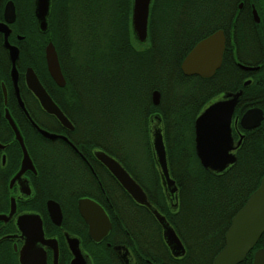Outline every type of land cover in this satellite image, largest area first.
<instances>
[{
    "label": "trees",
    "instance_id": "trees-1",
    "mask_svg": "<svg viewBox=\"0 0 264 264\" xmlns=\"http://www.w3.org/2000/svg\"><path fill=\"white\" fill-rule=\"evenodd\" d=\"M202 0H153L148 18V41L140 43L131 27V0H52L48 30L38 34L41 81L54 88L53 97L75 124L76 140L88 151L99 147L114 156L142 186L156 206L174 225L187 247L180 261L167 254L159 229L149 213L132 205L133 226L138 246L148 264H210L222 246L223 233L234 213L257 187L264 174V146L257 153L240 149L236 163L222 175H212L194 153L193 119L203 103L221 90L240 88L238 77L211 86L223 65L211 79L185 76L180 62L189 49L218 25L204 9ZM75 39L69 80L65 74L64 39ZM50 38L59 54L61 71L67 83L60 88L48 76L43 48ZM264 80V78L262 79ZM261 79L245 89L252 95ZM63 90H70L68 102ZM160 93L157 105L152 91ZM255 97L248 102L255 104ZM158 114L170 176L178 186V206L170 210L155 167L147 119ZM39 142H44L39 138ZM141 142V146H140ZM41 149H46L45 145ZM262 146V147H260ZM141 147V148H140ZM64 147H57L62 151ZM140 148V150H139ZM40 149V148H39ZM149 168L140 172V154ZM157 166V164H156ZM97 248V247H95ZM98 249V248H97ZM96 264H116L105 246L99 248ZM140 264H147L141 261Z\"/></svg>",
    "mask_w": 264,
    "mask_h": 264
},
{
    "label": "flooded vegetation",
    "instance_id": "flooded-vegetation-1",
    "mask_svg": "<svg viewBox=\"0 0 264 264\" xmlns=\"http://www.w3.org/2000/svg\"><path fill=\"white\" fill-rule=\"evenodd\" d=\"M152 1L150 0L149 10ZM201 3L203 4L202 7L209 13V21H213L216 14H218L217 19L219 22L212 33L217 30H221L223 33L224 49L220 66L223 65L224 54L226 53L224 66L216 78H213L216 71L210 77L184 75L205 79L213 78L209 81L211 86L220 85L222 84L221 81L225 83L227 79H233L234 77L241 79L240 88L235 91H218L207 99L203 105L222 92L242 90V94L233 108L230 123L233 141L236 142L240 136H243L235 154L236 160L240 149L252 154L257 153L260 156L261 151L258 150V143L264 146V80H262L264 78V0H202ZM51 7L52 0L49 15L51 14ZM254 12L258 18L257 21L254 18ZM7 17H11V20L8 21ZM39 33L37 19L34 15V0H0V264H23L20 260L21 250L23 251L24 264H86V260L90 264H96L95 259H101L99 248L102 245L112 253L116 264H140L141 261L148 264L150 260L148 257L141 255L145 250L138 246L133 226L130 224L134 218V209L131 204L134 206L135 203L94 157L93 151L95 149L104 150L99 147H92L90 150L85 151L80 147L78 141L81 142V140L78 139L77 141L75 138V124L54 99L52 93L54 88L48 87L47 81H41L39 78ZM147 41L148 22L147 38L143 43ZM49 42L52 43L55 49L60 71L61 66L60 57L53 41L46 38L43 48V60L46 72L50 77L44 58V49ZM74 42L75 39L69 36L64 39L65 47L63 51L66 61L69 62L65 67L68 80L75 67L71 63V60L76 57L71 47ZM15 51L17 57L12 61L11 55ZM241 65L247 68H243ZM28 69L35 73L46 92L69 120L72 125L71 130L62 127L52 115L41 110L38 102L26 87L25 73ZM62 77L64 80L63 86H58L51 77L50 79L54 85L62 88L67 83L63 74ZM255 78L261 79L258 90L254 95L249 92L245 94V89L253 83ZM246 81H249V84L243 86ZM158 94L160 100V93L158 92ZM69 97L70 90H63V98L65 101L67 100L66 102H68ZM252 97L256 99L255 104L248 102ZM19 100L35 124L44 130L65 136L74 149L61 139L49 140L41 136L24 115ZM252 108L259 110L261 117L256 124L251 121L250 125L252 126L243 127L240 119L247 110ZM153 116L159 118L163 136V124L158 114L154 113L148 117L147 126L149 128L150 119ZM235 118L237 119L236 122ZM194 119L193 142L195 153ZM16 134L22 140L30 159L31 168H25L19 176L14 178L21 169L23 158V152ZM39 138L44 142L40 143ZM43 144L46 149H41L44 147L41 146ZM62 145L66 148H63L60 152L57 147ZM125 170L128 172L126 168ZM142 189L146 193L143 187ZM178 191L177 186L175 203L173 207H170V202L163 187L170 210L177 209ZM146 195L152 205L165 216L181 240L185 249L182 257L174 258L170 254L162 240L159 224L148 210L141 206L137 207L146 210L150 217L154 219L159 229V237L169 257L174 261L182 260L187 253L185 242L166 215L156 206L154 201L149 199L147 193ZM82 198H89L96 202L110 221V229L107 235L98 242L89 237L88 226L80 214L78 201ZM48 202L57 205L59 214L55 209L50 210ZM12 205L13 209L11 208ZM230 223L231 219L223 233L222 246L216 254L224 246V236ZM69 237L77 239L82 254L81 257L74 258L72 255L67 242ZM116 247L118 249L115 250ZM257 252L264 253V231L245 253L242 260L236 264H254ZM216 254L212 257L210 264ZM262 264H264V259Z\"/></svg>",
    "mask_w": 264,
    "mask_h": 264
},
{
    "label": "water",
    "instance_id": "water-1",
    "mask_svg": "<svg viewBox=\"0 0 264 264\" xmlns=\"http://www.w3.org/2000/svg\"><path fill=\"white\" fill-rule=\"evenodd\" d=\"M150 0H132L131 27L135 38L140 42H145L147 38V22ZM51 0H34V15L37 19V27L40 33H45L48 28V15ZM8 16V15H7ZM254 18H258L254 12ZM11 20V17L8 18ZM224 49V36L221 30H217L209 36L198 41L187 53L181 62L180 68L185 75H199L201 77H210L218 69L221 63L222 52ZM12 61L17 57L15 51L11 55ZM44 58L47 71L50 77L58 86L64 85V80L60 71L57 55L52 43H48L44 49ZM243 68H247L241 65ZM26 87L36 101L41 110L52 115L62 127L67 130L72 129V125L63 114L58 105L46 92L35 73L28 69L25 73ZM249 81L243 83L247 86ZM242 90L236 92H222L208 102H206L197 113L194 119L195 133V153L201 166L211 174L221 175L231 168L236 161V151L241 144L239 139L234 142L231 136L230 123L233 114V108L240 98ZM159 94L157 91L152 93V103L157 105ZM19 105L24 115L29 119L36 131L46 139H61L74 147L69 140L56 133L42 129L35 124L22 102ZM261 117V112L255 108L247 110L241 117L240 123L243 127H250V122L256 124ZM235 118V122H236ZM252 124V123H251ZM149 140L152 153L157 164V169L161 181L170 202V207L174 206L177 186L174 179L170 176L166 148L162 136L161 124L157 116H153L149 123ZM17 139L20 143L23 158L21 169L14 178L25 168H31L30 159L26 153L22 140L18 134ZM94 157L104 166L114 180L127 193L135 204L148 210L161 228V236L164 244L170 254L175 258L182 257L185 253L184 246L175 233L174 228L166 220L156 207L148 200L142 187L132 178L117 159L108 155L106 152L95 149ZM50 210L55 209L59 214L58 207L53 202H48ZM13 209V205L11 207ZM78 208L81 216L88 226L89 237L98 242L104 238L109 229L110 221L102 208L89 198H82L78 201ZM264 231V176H262L258 187L248 196L244 204L231 218L230 226L224 236V246L213 258L211 264H236L242 260L245 253L256 242L258 237ZM68 246L74 258L81 257L77 239L67 238ZM118 249L117 247L114 248ZM23 251L21 250L20 260ZM264 259L263 252H257L254 264H262ZM86 264H90L86 260Z\"/></svg>",
    "mask_w": 264,
    "mask_h": 264
},
{
    "label": "rangeland",
    "instance_id": "rangeland-1",
    "mask_svg": "<svg viewBox=\"0 0 264 264\" xmlns=\"http://www.w3.org/2000/svg\"><path fill=\"white\" fill-rule=\"evenodd\" d=\"M140 146H141V142H140ZM141 148V147H140ZM140 148H139V150H140ZM151 154H152V152H151ZM140 159H141V161H142V164H140L139 165V169H140V172L142 171V173H144V172H146L147 170H148V166H149V163H148V158L146 157V155L144 156V153H143V151L141 152V154H140ZM155 162V161H154ZM154 165H155V167H157L156 166V163H154ZM160 183H161V179H160ZM162 184V183H161Z\"/></svg>",
    "mask_w": 264,
    "mask_h": 264
}]
</instances>
